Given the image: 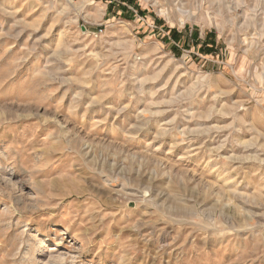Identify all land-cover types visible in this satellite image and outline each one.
<instances>
[{
  "label": "rangeland",
  "instance_id": "obj_1",
  "mask_svg": "<svg viewBox=\"0 0 264 264\" xmlns=\"http://www.w3.org/2000/svg\"><path fill=\"white\" fill-rule=\"evenodd\" d=\"M0 264H264V0H0Z\"/></svg>",
  "mask_w": 264,
  "mask_h": 264
},
{
  "label": "built area",
  "instance_id": "obj_2",
  "mask_svg": "<svg viewBox=\"0 0 264 264\" xmlns=\"http://www.w3.org/2000/svg\"><path fill=\"white\" fill-rule=\"evenodd\" d=\"M120 0H109L110 3L112 4H116L117 2H119Z\"/></svg>",
  "mask_w": 264,
  "mask_h": 264
}]
</instances>
